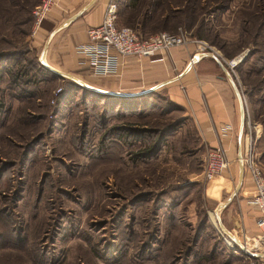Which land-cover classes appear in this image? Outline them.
<instances>
[{
  "label": "rangeland",
  "instance_id": "rangeland-1",
  "mask_svg": "<svg viewBox=\"0 0 264 264\" xmlns=\"http://www.w3.org/2000/svg\"><path fill=\"white\" fill-rule=\"evenodd\" d=\"M40 1L0 0V53L6 56L2 62L0 56V264H243L242 251L213 213L237 182L236 149L224 148L231 173L206 180L203 162L213 146L185 121L164 87L123 100L48 72L38 60L44 39L34 41L33 10ZM176 7L182 11L176 18L150 21L141 34L197 33L225 62L254 43L259 49L231 71L245 102L244 151L253 144L254 122L259 137L264 133V17L258 21L264 0H138L131 9L118 6L117 22L137 28L138 13ZM203 9L195 20L187 18ZM75 75L118 88L82 69ZM178 120L158 151L154 133L139 140L120 135ZM260 142L256 152L264 136ZM219 176L229 180L225 191L209 194V181ZM243 229L259 232L228 230L240 240Z\"/></svg>",
  "mask_w": 264,
  "mask_h": 264
},
{
  "label": "crops",
  "instance_id": "crops-1",
  "mask_svg": "<svg viewBox=\"0 0 264 264\" xmlns=\"http://www.w3.org/2000/svg\"><path fill=\"white\" fill-rule=\"evenodd\" d=\"M52 1L47 15L36 27L37 35L34 41L38 44L44 39V43L49 33L57 28L50 36L43 59L53 67L74 75L75 71L80 69L87 72L85 67L79 63L82 55L77 52V46L86 41L87 28L100 23L109 0H94L79 16L64 25L62 24L68 17L90 0ZM121 4L123 5V3ZM195 39L189 37L186 44L173 46L169 51H161L157 53L155 59L135 55L126 56L122 59L118 75L105 77L109 78L111 83L118 85L117 90H112L120 92H139L157 83L167 81L160 87L165 88L168 99L183 109L185 121L191 122L192 127L198 131L203 141L211 146H215L221 141L224 148L229 150L235 148L237 154L240 122L237 95L229 78L216 60L211 55H201L205 51H212L217 56L219 54L213 50L201 49L200 43ZM196 54L199 55L198 59L191 62ZM220 59L223 60L221 57ZM252 127L253 151L261 160L264 173V147L256 152V139L259 138L261 127L257 122H254ZM245 139L246 129L244 125L240 140L241 151ZM219 177L220 181L218 179L209 181V188H207L209 194L219 193L221 190L225 191V188H221L224 187V182L228 179L225 176ZM251 195L252 183L244 170L241 187L230 201L232 205L230 206L231 203H229L218 211L226 228L233 231L239 226L248 227L251 229V233L257 230L255 226L257 210L250 202ZM259 252L261 254L252 259L256 264H264V249Z\"/></svg>",
  "mask_w": 264,
  "mask_h": 264
},
{
  "label": "built area",
  "instance_id": "built-area-1",
  "mask_svg": "<svg viewBox=\"0 0 264 264\" xmlns=\"http://www.w3.org/2000/svg\"><path fill=\"white\" fill-rule=\"evenodd\" d=\"M53 1L41 0L35 5L33 14L35 26L47 15ZM117 4L109 0L105 6L102 19L99 24L91 26L86 30V41L77 46V52L82 55L79 63L85 67L89 75L105 77L118 75L122 59L129 55L155 59L157 53L167 51L172 46L186 44L189 40L185 31L179 30L175 33L168 31L156 32L149 36H143L136 29L127 25H117ZM200 43L201 49L208 48L203 40L195 39ZM243 54L229 60L228 67L233 71L240 63ZM235 60V61H233ZM243 168L252 183V195L250 202L257 210L255 226L259 232L250 235L244 229L241 231L240 241L251 251L264 249V173L259 158L253 151L249 142L241 153ZM229 169V159L221 141L210 147L203 162L202 175L206 180H211ZM243 264H256L252 259L242 253Z\"/></svg>",
  "mask_w": 264,
  "mask_h": 264
},
{
  "label": "water",
  "instance_id": "water-1",
  "mask_svg": "<svg viewBox=\"0 0 264 264\" xmlns=\"http://www.w3.org/2000/svg\"><path fill=\"white\" fill-rule=\"evenodd\" d=\"M93 2H94V0L88 1L80 9H78L77 12H75L73 15H71L70 17H68L66 19V21L62 25H64L65 23H68V22L73 21L77 16H79L83 11H85ZM56 29H54L53 31H51L49 33V35L46 37V39H45V41L43 43L42 49L40 51V55L38 57L39 63L42 66H44L46 69H48L51 73L55 74L56 76L66 77V78L70 79L71 81H73L75 84H77L78 86H80L82 88H85V89H88V90H91V91H94V92H97V93L109 94V95H114V96H135V95H139V94L150 93L151 91L157 89L158 87L164 85L167 82V81H164V82L157 83L154 86H152V87H150L148 89L139 91V92H120V91H113V90H104V89H101V88L92 86L90 84H87L82 79H80L77 76H75L74 74L69 73V72H65V71H62V70H60V69H58L56 67H53L52 65L46 63L43 60L44 52H45L46 47L48 45L50 36L53 34V32H55ZM248 52H249V49H247V51L244 53V55H243V57H242V59H241L240 62H242L246 58ZM201 55H211L216 60V62L218 63V65L221 67L222 71L229 78V80H230V82H231V84H232V86L234 88V91H235V93L237 95V98H238V101H239V109H240L239 110L240 111V122H239V129H238V150H237V157H238V176H237V182L234 185V188L231 191V193L226 197V199L223 200L222 202H220L214 208L213 213H214V215L216 217V221L218 223V226H219L220 230L225 235H227V237L230 240H232L239 247V249L242 251L243 254H245V255H247L249 257H255V256L260 255L261 253L259 251H251V250L247 249L244 246V244L239 239H237L233 235V233H231L225 227V225L221 221L220 215L218 213V210L220 208L225 207L234 198L235 194L240 189L241 184H242V181H243L244 168H243V164L241 162V153H242V151H241V141L240 140H241V136H242L243 129H244V125H245V121H246V109H245L244 98H243V95H242V93H241V91H240V89H239V87H238V85H237V83H236V81H235V79L233 77V74L231 73V69L228 68V66L226 65L225 61L224 60H221L220 57L217 56L212 51H205V52L201 53ZM198 57H199L198 54L194 55L193 58L191 59V62H193L194 60H197Z\"/></svg>",
  "mask_w": 264,
  "mask_h": 264
},
{
  "label": "trees",
  "instance_id": "trees-1",
  "mask_svg": "<svg viewBox=\"0 0 264 264\" xmlns=\"http://www.w3.org/2000/svg\"><path fill=\"white\" fill-rule=\"evenodd\" d=\"M115 2H116V4H117V7L122 3V0H114ZM193 0H189V2H192ZM123 5H125V7L126 8H129V9H131V8H134V7H136V6H138V0H125V2L123 3ZM223 5H220V8H222V10H223ZM190 9H191V7H190ZM224 9H226V7L224 8ZM207 10H201V12L200 13H197L196 15L195 14H193V15H191V16H188L187 18H192V19H196L197 18V16L200 14H202V13H205ZM117 12H118V10H117ZM178 12H182V11H180V7H176L175 9H172V11H169V12H167V13H158V12H156V11H150V10H144V11H142V12H140V14L138 13L137 14V19L135 20V22L134 23H136L137 25H140V27H137V28H135L140 34H141V31H140V29L141 30H143L144 29V27H145V29H146V25H147V23L148 22H156V21H154L155 19H157V18H160L161 19V21L163 22V23H165V22H167L168 21V19L169 18H176L178 15ZM184 12V11H183ZM185 13V12H184ZM191 13H194V10H192L191 9ZM190 13V14H191ZM187 13H185V15H186ZM189 14V13H188ZM263 17H264V15L263 14H260V15H258V21H261V20H263ZM117 22V21H116ZM117 25H120V24H118V22H117ZM133 26H135V25H133ZM148 29V28H147ZM151 30H153V29H151ZM151 30H149V31H151ZM194 36L195 37H197V38H201L202 39V36H200V34H197V33H195L194 34ZM194 37V38H195ZM247 47H248V45H247ZM224 52V51H223ZM257 52H259V49H258V47L256 46V43H254L253 44V47L252 48H249V52H248V54H247V56H246V58H248V57H250L251 55H253V54H255V53H257ZM225 56H230V55H232V54H228V53H226V52H224L223 53ZM0 56L2 57V59H1V62L3 61V59H5L6 58V56L4 55V53H0ZM245 58V59H246ZM41 65V64H40ZM42 66V65H41ZM43 68H45L44 66H42ZM46 69V68H45ZM48 70V69H47ZM48 72H49V70H48ZM51 73V72H50ZM51 74H53V73H51ZM83 89H85V88H83ZM88 90V89H87ZM91 91V90H90ZM154 91V90H153ZM153 91H151L150 93H146V94H139V95H135V96H114V95H109V94H103V93H98V94H103V95H107V96H110V97H117V98H122L123 100H136V99H141L143 96H147V94L148 95H151L152 94V92ZM92 92H94V91H92ZM95 93H97V92H95ZM174 104V103H173ZM175 105V104H174ZM180 109V108H179ZM182 119V118H181ZM182 122V120H178L177 122H172L171 123V125H167V127H165V128H161V129H152L153 131H151L150 129H146V128H142V129H138V130H132V131H125V129H122L123 130V133L122 134H120L121 136H129L130 138H133V139H138L139 140V138L142 136V134L143 133H145V132H147V133H154V135L152 136V138L153 139H156V142L154 143V145H153V147L152 148H154L153 150H156V151H158L159 149H160V147H161V144L163 143V140H164V138H165V136L167 137L170 133H173L174 131H175V126H178L179 125V123H181ZM178 123V124H177ZM170 126H171V128H170ZM169 128H170V130H169ZM169 133V134H168ZM262 136H264V133H263V135H261L260 137H259V139H258V141H257V145L259 146L260 145V141H261V138H262ZM149 152V151H148ZM150 153V152H149ZM188 183V182H187ZM186 185V184H185ZM182 188H184L185 186L184 185H180ZM214 217H215V215H214ZM205 220V219H204ZM204 220H203V222H204ZM199 230V229H198ZM198 233L197 234H199V231H197ZM193 247H194V245H191V246H189L188 247V251L187 252H185V255H186V257H188L190 254H191V251H192V249H193ZM1 258V257H0ZM153 261L154 260V257L153 256H151V257H148L147 258V260L146 261ZM1 263V262H0ZM7 264H10L9 262L7 263ZM15 264V263H14Z\"/></svg>",
  "mask_w": 264,
  "mask_h": 264
},
{
  "label": "bare ground",
  "instance_id": "bare-ground-1",
  "mask_svg": "<svg viewBox=\"0 0 264 264\" xmlns=\"http://www.w3.org/2000/svg\"><path fill=\"white\" fill-rule=\"evenodd\" d=\"M44 60V59H43ZM45 61V60H44ZM233 61H235V60H233ZM84 81V80H83ZM219 211V210H218ZM215 219H216V217H215ZM226 237H227V235H226ZM228 238V237H227ZM229 239V238H228ZM232 241V240H231ZM226 242H228L227 240H226ZM233 242V241H232ZM234 243V242H233Z\"/></svg>",
  "mask_w": 264,
  "mask_h": 264
}]
</instances>
